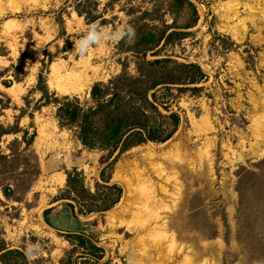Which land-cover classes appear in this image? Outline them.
<instances>
[{"label":"rangeland","instance_id":"374dc122","mask_svg":"<svg viewBox=\"0 0 264 264\" xmlns=\"http://www.w3.org/2000/svg\"><path fill=\"white\" fill-rule=\"evenodd\" d=\"M95 1L0 0V98L8 105L0 108V123L36 132L30 149L14 144L17 155L0 162V248L19 249L28 264H61L68 252L76 264H89L81 256L84 248L62 235L81 231L103 249L97 264H264L259 221L238 213L236 189L243 169L264 178L258 165L264 159V0H189L195 25L176 28L187 33L166 46L161 42L160 52L146 57L196 62L205 77L175 91L170 111L180 120L166 142L147 141L108 158L107 150L83 146L73 128L58 125L53 101L64 95L50 85L54 70L87 64L90 75L98 73L93 83L123 67L134 74L136 56L125 50L133 40L93 46L86 60L70 53L93 23L112 25L113 31L129 24L136 31L143 22L170 24L174 15L163 0ZM76 8L95 19L88 21ZM146 10L152 13L138 18ZM191 16L185 6L176 22ZM39 75L49 96L45 105L39 101ZM68 96L84 102L89 90ZM21 138L22 131L3 135L0 150L9 154V144ZM104 166L109 183L121 188L118 202L88 214L78 213L76 205L73 216L66 202L76 203L65 198L67 172L81 174L93 191L104 182ZM61 175L65 181L59 185ZM249 183L247 196L254 202L264 185ZM6 184L14 188L13 197L2 193ZM47 208L51 224L44 218ZM5 259L25 263L16 254Z\"/></svg>","mask_w":264,"mask_h":264},{"label":"trees","instance_id":"16d2710c","mask_svg":"<svg viewBox=\"0 0 264 264\" xmlns=\"http://www.w3.org/2000/svg\"><path fill=\"white\" fill-rule=\"evenodd\" d=\"M86 1L92 4L96 3L95 0ZM162 3L174 15L172 22L162 24V26L149 25L146 22L136 25V35L132 46L125 49L132 51L136 56V72L134 74H130L123 67L120 73L110 77L107 81L94 82L89 89V98L84 102L80 101L78 96L54 97L55 117L58 125L73 128L76 137L83 146L89 149L107 150V158L115 152H117V156L129 148L147 141L166 142L176 131L180 120L177 112L170 111L171 102L177 96L175 91L179 92L182 89H187L185 85L199 83L205 77L201 66L196 62H179L169 56L147 59V52L153 55L160 52V48L157 49V47L161 42L162 47L166 46L174 43L176 39L180 40L187 33L176 30V28L186 29L197 22L195 7L189 0H163ZM185 6L191 7L193 16L184 24L178 25L176 22L177 14ZM159 8L155 5L154 11L158 12ZM76 11L79 15L84 13L88 21L95 19L89 12H82L78 8H76ZM149 13L152 12L146 10L138 18L149 15ZM154 19H158V16ZM41 83L42 80L39 75L38 89L42 93L39 101H43L41 105H45L50 101L48 100L47 89ZM3 84L8 86L4 82ZM7 107L8 105L3 103L0 98V108ZM18 131H22L21 140L14 139L9 144V154H5L0 150V162L6 159L8 155L11 157L17 155L16 150L12 148L14 144L24 143V148L30 149L36 135L34 129L29 133L28 129H21L17 124L4 126L0 123V139L5 134ZM31 155L36 157L33 153ZM116 156L108 163V166L111 165ZM258 165L264 166V159ZM100 176L104 182H96L95 189L91 191L84 186V179L81 174L76 171L67 172L66 191L68 195L65 198H69L76 203L66 202L73 216H75V205H78V213L88 214L92 211L107 210L118 202L121 196V188L117 184L109 183L106 166L101 169ZM250 180H260V183L264 185L262 175L243 169L239 173L236 183L239 194L237 211L243 219L254 220L256 218V223L259 221L260 228L257 229L256 234L259 237L258 241H261L264 240V187L260 188V193L252 196L254 202H251V198L247 196ZM2 184L0 179V185ZM1 190L4 196L13 197L14 188L9 184L2 186ZM250 202L254 206H249ZM49 211L50 208L43 211L47 223H50L47 215ZM249 212H256L253 218L246 217ZM241 232L238 229V235L236 236L240 242L243 241L239 235ZM62 235L70 243L75 244L74 247L84 248L81 256L93 261L89 264H97L102 257L103 249L81 231H69ZM3 250L4 248H0V251H2L0 253V264H9L5 259L8 254L20 255L22 262L28 264L25 255L19 249ZM86 262L85 260L82 263ZM61 264H76V262L72 260V254L68 252L66 258L61 259Z\"/></svg>","mask_w":264,"mask_h":264},{"label":"clouds","instance_id":"9594fccd","mask_svg":"<svg viewBox=\"0 0 264 264\" xmlns=\"http://www.w3.org/2000/svg\"><path fill=\"white\" fill-rule=\"evenodd\" d=\"M135 29L129 24L117 27L114 31L112 25H99L93 23L89 25L87 34L75 42L74 50L70 55H78L81 60L88 59L92 47H100L105 41H110L113 45L119 44L121 40L127 39L131 42L135 38ZM33 246H29L28 251H32ZM27 254V253H26Z\"/></svg>","mask_w":264,"mask_h":264},{"label":"bare ground","instance_id":"6f19581e","mask_svg":"<svg viewBox=\"0 0 264 264\" xmlns=\"http://www.w3.org/2000/svg\"><path fill=\"white\" fill-rule=\"evenodd\" d=\"M63 68L64 67L57 68L56 66V69L53 73V76H55V78L51 79L50 81L52 89H54L59 94L71 95L80 93L82 91L87 92L91 83H93L92 81L95 80V78H98V73L95 70L93 75L89 74V71L91 69L88 68L87 64H81L78 67H74L72 70H69L66 67L64 69ZM64 181L65 175H61L59 185H62Z\"/></svg>","mask_w":264,"mask_h":264},{"label":"crops","instance_id":"0c3cea01","mask_svg":"<svg viewBox=\"0 0 264 264\" xmlns=\"http://www.w3.org/2000/svg\"><path fill=\"white\" fill-rule=\"evenodd\" d=\"M91 191H92V190H91ZM75 206H76V205H75ZM75 206H74V207H75ZM74 214H76V215H77V211H76V212H74Z\"/></svg>","mask_w":264,"mask_h":264},{"label":"water","instance_id":"95a60500","mask_svg":"<svg viewBox=\"0 0 264 264\" xmlns=\"http://www.w3.org/2000/svg\"><path fill=\"white\" fill-rule=\"evenodd\" d=\"M148 142H151V141H148Z\"/></svg>","mask_w":264,"mask_h":264}]
</instances>
